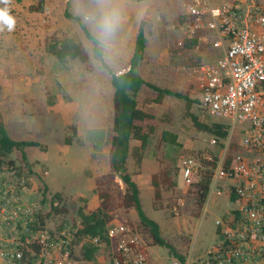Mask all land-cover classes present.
Segmentation results:
<instances>
[{
  "label": "rangeland",
  "instance_id": "374dc122",
  "mask_svg": "<svg viewBox=\"0 0 264 264\" xmlns=\"http://www.w3.org/2000/svg\"><path fill=\"white\" fill-rule=\"evenodd\" d=\"M39 1L10 0L8 7L16 26L12 32L6 28L0 32V115L5 131L12 139L37 140L45 145L41 166L47 168L46 179L58 178L62 190L57 193L59 211L52 212L48 200L54 192L46 187L47 201L40 205L38 199L43 187L40 184L34 188L31 197L38 200V211L51 227L61 222L73 223L77 208L87 206L86 198L95 186L97 207H104L110 221L123 223L137 232L146 252V264H211L207 251L219 240L215 222L226 218L235 204L225 196L208 193L203 204L198 205L196 187L180 184L178 162L189 153H208L216 158L221 153L225 156L243 154L241 128L245 124L233 123L225 140L210 144L214 137L197 131L185 113L194 114L197 120L207 124L229 123V119L213 116L199 106V89L221 49L212 45L216 40L212 33L200 30L194 34L203 38L189 37L181 26V16L192 0H143L148 2V7L136 25L141 24L145 43L135 71L144 81L183 93L189 99V108L185 109L184 100L168 95L154 102L156 92L141 85L135 93L136 105L153 111L154 120L143 126L151 124L154 130L144 149H139L137 140L130 139L127 161L131 171L137 174L141 171L147 180L143 186H138V200L144 214L158 224L162 238L174 247L183 261L152 243L147 229L126 199L123 184L111 171L90 182L86 180L90 177L86 175V155L101 157L102 151L109 147L112 133L110 75L93 56L91 39L79 25L98 41L92 21L87 18L97 10L96 0H41L40 12L29 9ZM206 1L217 5L225 0H198V4L205 5ZM132 5L128 0H111L108 5L120 9L122 14L112 40L105 46L98 41L102 60L113 73L116 64L127 67L133 52L137 30L126 39L127 18L132 22ZM65 12L70 15L66 17ZM64 37L80 44L87 55L86 61L76 58L59 61L45 51L48 43ZM187 38H196V45L185 48L183 41ZM71 126L76 128L73 142L60 144L62 137L72 138ZM42 130L43 136L40 135ZM163 130L176 134L178 145L163 142L160 138ZM14 156V152L10 153V158L20 163L16 162L19 157ZM152 174H156L157 199L153 195ZM172 181L175 185L169 186ZM79 248L77 243L78 264H104V247L100 246L94 260L89 262L81 259Z\"/></svg>",
  "mask_w": 264,
  "mask_h": 264
},
{
  "label": "built area",
  "instance_id": "2783aa9c",
  "mask_svg": "<svg viewBox=\"0 0 264 264\" xmlns=\"http://www.w3.org/2000/svg\"><path fill=\"white\" fill-rule=\"evenodd\" d=\"M181 26L189 37L203 38L194 34L200 30L215 36L212 45L221 54L199 89V106L229 119V128L245 124V151L230 156L227 163L224 153L218 158L208 153L181 156L180 184L190 186L200 171L210 169L208 193L227 199L235 193L230 214L215 222L219 240L207 251L212 264H264V0H225L217 5L192 0ZM25 170L23 164L0 160V264H78L77 243L80 247L89 237H77L78 220L51 227L43 214L41 219L36 216L38 200L31 197ZM102 235L110 247L96 236L90 240L105 248L104 264H146V252L132 227L110 224Z\"/></svg>",
  "mask_w": 264,
  "mask_h": 264
},
{
  "label": "trees",
  "instance_id": "16d2710c",
  "mask_svg": "<svg viewBox=\"0 0 264 264\" xmlns=\"http://www.w3.org/2000/svg\"><path fill=\"white\" fill-rule=\"evenodd\" d=\"M30 10L40 12L42 10V1L38 2L37 6H30ZM68 12H65V16H69ZM75 18V17H72ZM79 23V22H78ZM86 37L91 39L93 56L100 61L102 67L110 74V84L113 89L112 91V124H111V136L109 140V153L108 163L110 171L120 180L124 186L126 199L131 203L136 211V215L139 222L147 229L150 239L153 244L164 247L167 251L178 260L183 261V257L178 254L172 245L166 242L160 235L158 224L148 218L139 203L138 200V188L135 182L131 179L128 171L125 167V159L128 155L129 140L134 139L139 142V149H144L150 134L153 133L154 126L151 124L143 126L144 123L154 120L153 111L150 108H139L136 105L135 93L138 91L141 85H145L151 90L156 92V96L153 98L154 102L160 101L162 96L168 95L175 98H180L185 101V109L189 108V99L183 93L171 90L168 88H161L147 81H144L135 71L138 61L141 60L145 39L142 34L141 24L139 25L134 39L133 52L130 57L128 68L124 72L114 74L111 69L103 62L101 57V47L98 41L90 35L83 25L79 23ZM196 38H187L183 41L185 48H191L196 45ZM45 51L52 54L59 61L65 59H78L83 62L86 61L87 55L83 48L69 37H64L58 41L54 40L45 46ZM189 116L193 127L197 131L206 132L212 135L216 141L225 140L228 134L229 126L223 122H211L209 124L200 122L197 120L196 115L185 112ZM161 140L170 145H178L176 140V134L163 130L161 133ZM222 146V143L220 144ZM25 146H41L35 141H15L10 139L1 123L0 117V160L6 161L7 163L14 164V161L9 158V154L13 149L21 150ZM23 159V155H22ZM230 159V156H226L225 163ZM212 166L214 163L212 162ZM211 167V166H209ZM210 169H203L199 172L196 182L193 186L196 187L197 192V203L202 205L206 199L208 193V185L210 181ZM24 176L28 177L27 171L22 172ZM165 179L167 177L165 176ZM151 184L153 186V195L157 199L159 196V190L157 188L156 174L151 176ZM30 186V183L28 182ZM174 186L175 182H170L169 186ZM47 189L43 187V193L40 197L39 204L43 205L46 199ZM235 193L232 192L228 195L229 202H233ZM58 201V204L53 205L54 201ZM59 195L54 193L50 196L48 204L50 211H59ZM232 204V203H231ZM235 216H238L237 211H233ZM36 216L41 219V214L36 211ZM76 220L79 221V229L77 230V237L88 236L89 240L82 243L79 248L81 259L84 261H93L94 254L99 248L98 244L91 242V238L96 236L99 241H105V246L110 247L109 242L103 237V231L107 225L118 223L115 220L110 221L108 214L106 213L102 205L96 208H88L86 205L79 206L75 214ZM65 222H61L63 224ZM218 233V229H216ZM209 262L212 264V260L208 256ZM96 264V263H93ZM204 264V263H201Z\"/></svg>",
  "mask_w": 264,
  "mask_h": 264
},
{
  "label": "crops",
  "instance_id": "0c3cea01",
  "mask_svg": "<svg viewBox=\"0 0 264 264\" xmlns=\"http://www.w3.org/2000/svg\"><path fill=\"white\" fill-rule=\"evenodd\" d=\"M128 2L133 4L132 5V10H131L133 15H132V18H131L132 22H131L130 18H127V22H128L127 26H128V28L126 29V31H127L126 39L127 38L129 39L130 37H132L131 33L133 31L136 32V30L138 29L136 23L141 18V16L144 15V13H145V11H146V9L148 7V2L144 3L143 0H128ZM132 24H135L136 26H133ZM134 35H135V33H134ZM74 41H76V40H74ZM130 57H131V55L129 56V59H130ZM127 68H128V65L124 69V67H122L121 64H116L115 69H113L114 70V74L117 75V74H119L121 72H124L125 70H127ZM26 90H28L27 87H26ZM112 91H113V89H112ZM111 99H112V93H111ZM0 117H1V115H0ZM1 123H2L3 128H4V123H3L2 117H1ZM6 125H7V128L10 130L11 127H10L8 122H6ZM71 128H72V133H71L72 138H65V136H64L61 139H59V143L60 144H64V143H66V141H68V144L73 142V139L75 138V135H76V128L74 126H71ZM4 130H5V128H4ZM43 133H44V130H42L40 132V135L43 136ZM10 139H12V138H10ZM12 140H15V141H35V142H37V143H39L41 145L39 147L38 146H25L21 150L13 149L11 151V153L14 152L15 156L19 157V159L16 160V162H20L21 161L20 163H16V164H23L24 168L26 169L25 171H27V168H28V178H29L31 186L33 188L32 192H34V188H38L40 186V184H41L42 187H45V188L49 187L50 191H52L54 193H60L62 190L59 187L58 178L51 177L50 179H46L47 168L41 166L43 164L42 163L43 160L45 159V150H46L45 145L43 143L38 142L37 140H22V139H19V138L18 139H12ZM27 148H29L28 151L24 152V149H27ZM244 151L245 150L242 151L243 154H244ZM102 153L103 154H102L101 157H95V158H91V157H89V155H86V158L88 159L87 165H86V168H85L86 170H88L86 175H88V174L90 175V177L86 178V180L88 182L92 181V178H96V176L102 175V174H106V173H108L110 171V167H109V163H108L109 147L105 148L102 151ZM22 155H23V159H22ZM9 158H10V154H9ZM128 158H129V148H128V155H127V157L125 159L126 170L128 171L131 179L137 185V188H138V186H140V184H142V186H143L146 183V181H147L145 176H143L144 174L141 175L142 174L141 171H140V173L138 172V174L135 171L134 172L131 171L129 169L128 165H127ZM10 159H13V158H10ZM42 183H45V186L42 185ZM94 187L95 186H92V188L90 189L91 195L86 198V200H87L86 203H87V207L88 208H96L97 204H98V201H99L98 192H97V190L94 189ZM45 194L47 196V193H45ZM45 221L47 222V219H45Z\"/></svg>",
  "mask_w": 264,
  "mask_h": 264
},
{
  "label": "clouds",
  "instance_id": "9594fccd",
  "mask_svg": "<svg viewBox=\"0 0 264 264\" xmlns=\"http://www.w3.org/2000/svg\"><path fill=\"white\" fill-rule=\"evenodd\" d=\"M96 2L98 4L97 10L87 18L92 21L96 38L102 46H105L114 37L121 23L122 14L120 9L108 6L111 0H96ZM9 4L10 0H0V5H4V7H0V32L4 31L5 28L8 32H12L16 26V20L10 14Z\"/></svg>",
  "mask_w": 264,
  "mask_h": 264
}]
</instances>
